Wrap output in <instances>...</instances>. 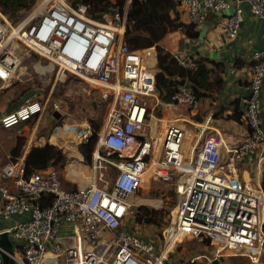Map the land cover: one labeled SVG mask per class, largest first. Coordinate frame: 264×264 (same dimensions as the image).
<instances>
[{
	"label": "built area",
	"instance_id": "obj_1",
	"mask_svg": "<svg viewBox=\"0 0 264 264\" xmlns=\"http://www.w3.org/2000/svg\"><path fill=\"white\" fill-rule=\"evenodd\" d=\"M177 1L188 23L195 26L203 24L209 12L230 8L226 0ZM130 2L125 0L122 9L111 15L103 14L105 22L89 17L86 6L73 8L65 0H55L16 26L0 14V89L13 77L19 63L12 46L17 41L57 68V77L69 73L83 80L87 94L95 95L107 109L96 131L85 186L66 189L53 166L25 175L23 156L14 161L11 156L6 162L0 160V218H20L4 231L19 252L10 258L14 264H177L171 252L179 241L174 239L170 246V240L174 235L177 239L191 235L216 246L212 260L225 250L229 255L247 257L249 264H262L264 191L238 177L236 161L242 153L259 146L264 149L260 124L264 48L252 54L249 95L242 109L246 135L229 150L226 160H215L210 167L199 166L197 144L186 155V130L170 118L172 109H196L199 99L186 81L177 85L169 102L161 99L155 83V47L135 49L124 42ZM241 3L247 4L261 22L264 39V0H235L234 11L224 21L227 38L234 39L239 33ZM175 57L181 67L195 68L190 57ZM163 109L162 119L156 115ZM44 110L39 100L26 98L14 109L0 113V131L37 122ZM58 110L59 103L54 102L53 114ZM57 120L52 131L56 142L62 140L61 134L71 135L68 144L74 142L76 149L94 132L87 122L66 124ZM153 120L161 122L157 137L149 130ZM150 166L154 168L153 179L164 170L187 178L175 230L168 235L163 250L153 240L122 227L123 221L132 217L128 199L141 188L143 174ZM108 170L114 171L111 183L105 176ZM63 223L72 226V234L67 236L72 244L59 237ZM1 252L5 251L0 247V264H5Z\"/></svg>",
	"mask_w": 264,
	"mask_h": 264
},
{
	"label": "crops",
	"instance_id": "obj_2",
	"mask_svg": "<svg viewBox=\"0 0 264 264\" xmlns=\"http://www.w3.org/2000/svg\"><path fill=\"white\" fill-rule=\"evenodd\" d=\"M226 1L230 4V8L223 11L224 17H219L220 11L209 12L205 22L196 26L199 32L196 39H187L181 31H173L160 41L162 47L174 56L203 59L209 67H211L210 61L222 64L223 72H220V75L223 77V85L220 90L214 92L210 98L199 99L196 109L187 110L179 107L171 111V120H177L186 130V137L183 142L185 154L189 155L194 144H197L195 152L198 153V165L203 167L212 166L215 160H226L229 156V150L235 147L246 135L247 128L242 117L236 121L229 116L232 115L235 107L242 111L244 102L249 95L252 54L254 51L264 48L261 22L250 13L245 3H241L243 12L238 35L231 40L227 38L224 30L225 17L234 11L236 4L235 0ZM178 12L181 20L188 23L182 7H178ZM204 28L205 30H203ZM16 71L23 74L26 72V68H19L18 66ZM13 93V88L9 86L4 85L0 89V113L8 112L17 106L8 101ZM57 123L58 120L55 125ZM30 124H22L12 129L0 131V160L2 162L9 159L10 149L16 144L18 136L23 137L26 141L24 157L34 146H41L45 143L55 145L51 138H56L57 135H54L53 132L48 133L47 136L39 135V122L34 123L32 127ZM260 124L264 130V85ZM40 136V140L36 141V138ZM77 152L82 158L79 149ZM236 162L237 175L240 179L250 181L254 186H261V179L264 174V149L262 146L251 152L240 154ZM1 203L0 198V206ZM19 220V217H12L9 220L0 218V233L12 227ZM139 225L141 227V224ZM71 234L72 226L63 223L60 227L59 237L65 239V243L72 244L73 240L67 238ZM7 235L13 244L14 255L18 256L16 243L9 234ZM200 257L205 258L210 264L207 256L201 255ZM197 258L195 256L192 259L197 261ZM192 259L176 261V263L187 264ZM198 261L208 264L201 260Z\"/></svg>",
	"mask_w": 264,
	"mask_h": 264
},
{
	"label": "rangeland",
	"instance_id": "obj_3",
	"mask_svg": "<svg viewBox=\"0 0 264 264\" xmlns=\"http://www.w3.org/2000/svg\"><path fill=\"white\" fill-rule=\"evenodd\" d=\"M54 1L37 0L34 8L28 13H25L17 22H11L7 17L6 20L12 26L23 24L30 17L37 15L45 7L53 4ZM0 18L2 20V17ZM12 46L19 57V63H17L19 68H26V72L19 74V72L15 71L14 76L5 85L14 90L13 96L8 101L12 105H19L24 99L34 97L44 104V113L38 121L39 135L43 134L47 136L48 133L52 132L57 121L53 116L54 102L59 103L58 112L61 116L58 118L64 123L84 124L87 122L93 128H97V130L101 127L106 116V106L95 95L87 94L84 90L85 88L87 89V85L83 80L69 73L59 74V77H57V68H52L46 59L39 57L33 52H29L17 41L12 42ZM165 110H160L156 116L162 117L163 119ZM30 123V127H32L36 122ZM41 129L42 131H40ZM149 130L157 137L159 131H161V122L151 121ZM61 137L64 142H56L52 138L51 141L56 142L54 146L60 149L65 155V164L55 166L62 178L64 187L66 189H73L78 186H85L90 176L91 164H86L79 157L74 142L68 144V141L71 140V135L61 134ZM40 138L41 136L37 137L36 141H39ZM24 151L25 147L23 149V157ZM152 171H154V168L150 166L148 168L149 174L143 175L141 188L135 195L128 199L131 204L130 208L133 211L130 215L132 217L124 220L122 227L127 230H132L141 237L153 240L157 248L163 250L168 242V235L175 230L185 195L187 178L174 171L164 170L159 172L160 174H158L156 179H153L151 177ZM113 173V170H108L105 175L110 183L113 178ZM141 205L147 206L149 209L158 210L156 225L141 224L140 227L139 224L134 223L133 217L137 211V207ZM174 239L179 242L173 246ZM169 245L173 246L171 255L177 262L188 261L196 256L199 258H197V261L201 260L208 263L205 258L200 256L205 255L209 260H212L213 251L216 248V246L191 235L180 236L178 239L177 235H174ZM217 260L218 264H249L247 257L229 255L228 251L225 250H221V255ZM262 264H264V254L262 256Z\"/></svg>",
	"mask_w": 264,
	"mask_h": 264
},
{
	"label": "trees",
	"instance_id": "obj_4",
	"mask_svg": "<svg viewBox=\"0 0 264 264\" xmlns=\"http://www.w3.org/2000/svg\"><path fill=\"white\" fill-rule=\"evenodd\" d=\"M36 2L37 0H0V13L9 21L17 22L34 8ZM65 2L73 8L86 6L87 15L93 19L97 14L111 15L117 9L121 10L125 4V0H65ZM96 20L106 21L104 17ZM173 31H181L187 39H196L199 33L195 25L181 20L177 0H131L126 15L124 42L135 49L155 47L157 53L155 83L161 99L169 102L182 79L186 81L198 99L212 97V94L220 90L223 85V77L220 75V72H223L222 64L210 61L211 67H209L203 59L191 58L195 62L194 69L181 67L176 57L160 44V41ZM229 117L239 121L242 111L235 107ZM93 129L94 132L88 141L79 146V152L86 164H91L92 152L97 140V128ZM25 144V139L18 136L16 144L10 149L13 161L23 155ZM65 162V155L54 145L45 143L34 146L25 154L24 174L28 175L49 166L64 165ZM261 188L264 191V174L261 179ZM46 201L43 200L44 203ZM157 213L158 210L141 205L137 207L133 221L135 224L156 225ZM203 241L209 243L208 240ZM191 264L203 263L195 260Z\"/></svg>",
	"mask_w": 264,
	"mask_h": 264
},
{
	"label": "water",
	"instance_id": "obj_5",
	"mask_svg": "<svg viewBox=\"0 0 264 264\" xmlns=\"http://www.w3.org/2000/svg\"><path fill=\"white\" fill-rule=\"evenodd\" d=\"M224 15L225 14H224L223 11H220L219 12V17L220 18L224 17ZM102 17H103V14H97L95 16V19L102 18ZM180 83L181 84H184L185 83V80L182 79L180 81ZM53 116L55 118H58L59 117V114L58 113H54ZM12 246H13V244L10 241L7 233H5V232L0 233V247L3 248L4 251H5V252H1V255H2V258H3V261H4L5 264H14V261L9 256V255H14ZM211 264H218V260L217 259L212 260Z\"/></svg>",
	"mask_w": 264,
	"mask_h": 264
},
{
	"label": "bare ground",
	"instance_id": "obj_6",
	"mask_svg": "<svg viewBox=\"0 0 264 264\" xmlns=\"http://www.w3.org/2000/svg\"><path fill=\"white\" fill-rule=\"evenodd\" d=\"M17 67H18V64H16L15 65V69L12 71V76H14V72L16 71V69H17ZM52 140L53 141H56V138H52ZM149 168V167H148ZM148 168L145 170V172H144V176L146 175V174H149V172H148ZM153 172V171H152ZM69 232V231H68Z\"/></svg>",
	"mask_w": 264,
	"mask_h": 264
}]
</instances>
